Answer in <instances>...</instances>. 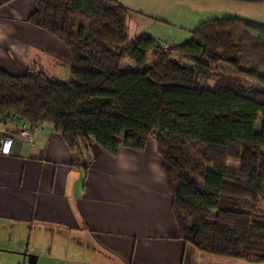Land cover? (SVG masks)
Masks as SVG:
<instances>
[{"label": "trees", "instance_id": "obj_1", "mask_svg": "<svg viewBox=\"0 0 264 264\" xmlns=\"http://www.w3.org/2000/svg\"><path fill=\"white\" fill-rule=\"evenodd\" d=\"M129 15L118 0H36L27 21L64 43L70 79L0 68V117L47 123L74 153L155 139L181 238L264 263V24L210 19L165 50L148 33L127 43ZM220 62L237 72L209 68Z\"/></svg>", "mask_w": 264, "mask_h": 264}, {"label": "crops", "instance_id": "obj_2", "mask_svg": "<svg viewBox=\"0 0 264 264\" xmlns=\"http://www.w3.org/2000/svg\"><path fill=\"white\" fill-rule=\"evenodd\" d=\"M118 1L144 14L163 0ZM35 8L36 0H0V68L14 76L50 70L63 83L72 57L27 21ZM21 130L0 117V264H31L30 254L36 264H264L204 253L181 238L155 139L142 152L114 155L94 143L74 153L53 128L31 126L29 137Z\"/></svg>", "mask_w": 264, "mask_h": 264}, {"label": "rangeland", "instance_id": "obj_3", "mask_svg": "<svg viewBox=\"0 0 264 264\" xmlns=\"http://www.w3.org/2000/svg\"><path fill=\"white\" fill-rule=\"evenodd\" d=\"M152 5L153 8H148L144 14L130 12L127 43L136 39L140 33L149 32L154 35L160 45L168 42L180 47L192 38V33L202 22L210 19L242 18L264 24V1L163 0L159 4ZM122 68L123 70H134L138 66L134 61L127 59ZM209 68L227 73L237 72L236 68L222 62L212 64ZM48 74L50 79L60 81L58 80L60 78H56L50 70ZM69 79V75L67 78L63 75L62 81L66 82ZM207 84L209 88L215 86L213 80H208Z\"/></svg>", "mask_w": 264, "mask_h": 264}, {"label": "built area", "instance_id": "obj_4", "mask_svg": "<svg viewBox=\"0 0 264 264\" xmlns=\"http://www.w3.org/2000/svg\"><path fill=\"white\" fill-rule=\"evenodd\" d=\"M165 50H170L171 47L169 44H166L164 46ZM5 120L12 121V122H19L22 124V130L21 134L25 137H29L31 135V124L23 119H21L19 116L15 114H11L8 119L4 118ZM42 133L49 134V129L52 128L47 123H44L40 126ZM11 139H5L1 146V152L4 154H9L11 149Z\"/></svg>", "mask_w": 264, "mask_h": 264}, {"label": "water", "instance_id": "obj_5", "mask_svg": "<svg viewBox=\"0 0 264 264\" xmlns=\"http://www.w3.org/2000/svg\"><path fill=\"white\" fill-rule=\"evenodd\" d=\"M28 257H29V262L31 264H36V262H37V256L30 254Z\"/></svg>", "mask_w": 264, "mask_h": 264}]
</instances>
